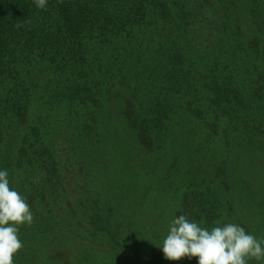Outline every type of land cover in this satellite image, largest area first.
Segmentation results:
<instances>
[{
	"label": "rangeland",
	"instance_id": "obj_1",
	"mask_svg": "<svg viewBox=\"0 0 264 264\" xmlns=\"http://www.w3.org/2000/svg\"><path fill=\"white\" fill-rule=\"evenodd\" d=\"M228 5L241 40L264 44V0H230ZM211 14L206 13L209 20ZM208 33L195 27L197 46L206 45ZM261 86L251 93L264 108ZM111 90L104 92L92 126L71 112L64 88L61 96L40 89L33 97L22 125L40 132L34 164L8 172L10 188L27 197L34 214L31 227L20 226L23 247L13 264H197L198 257L166 260L161 250L175 217L184 214L197 221L185 198L192 190H202L215 205L209 217L197 221L201 226L235 223L264 238V124L254 122V130L246 124L245 134L203 138L198 124L180 118L164 148L151 151L122 121L129 110L121 87ZM229 96L231 115L219 113L226 124L246 105ZM255 112L264 118V110ZM83 113L93 119L94 114ZM0 161H5L2 156ZM34 190L42 193L40 202L30 195Z\"/></svg>",
	"mask_w": 264,
	"mask_h": 264
},
{
	"label": "trees",
	"instance_id": "obj_2",
	"mask_svg": "<svg viewBox=\"0 0 264 264\" xmlns=\"http://www.w3.org/2000/svg\"><path fill=\"white\" fill-rule=\"evenodd\" d=\"M228 4L230 0H47L41 10L34 0H0V152L5 151L0 170L14 174L21 165L34 164L40 132L22 123L40 89L61 96L64 88L71 112L92 126L104 92L119 85L129 110L122 121L151 151L164 148L180 118L198 124L203 138L245 134L246 124H253V130L254 122L264 124L255 112L264 110L262 103L253 101L251 93L264 85V44L241 40ZM195 27L209 31L203 47L195 43ZM211 30H216L213 35ZM229 95L246 105L226 124L219 113L231 115ZM252 104L260 109H250ZM83 110L93 119H85ZM203 194H185L197 221L215 207ZM30 195L38 202L43 198L40 191Z\"/></svg>",
	"mask_w": 264,
	"mask_h": 264
},
{
	"label": "clouds",
	"instance_id": "obj_3",
	"mask_svg": "<svg viewBox=\"0 0 264 264\" xmlns=\"http://www.w3.org/2000/svg\"><path fill=\"white\" fill-rule=\"evenodd\" d=\"M34 3L38 9L47 8V0ZM33 221L27 197L10 188L7 169L0 170V264H13L14 255L23 247L20 226L31 227ZM161 250L169 261L198 257L197 264H249L252 259L264 264V238L235 223L221 226V221H216L209 229L184 214L171 221Z\"/></svg>",
	"mask_w": 264,
	"mask_h": 264
}]
</instances>
